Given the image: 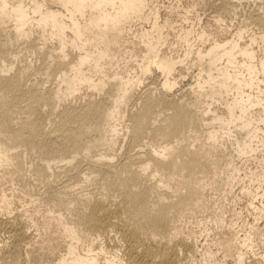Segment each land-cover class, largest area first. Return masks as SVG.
I'll return each mask as SVG.
<instances>
[{"label":"bare ground","instance_id":"6f19581e","mask_svg":"<svg viewBox=\"0 0 264 264\" xmlns=\"http://www.w3.org/2000/svg\"><path fill=\"white\" fill-rule=\"evenodd\" d=\"M221 1L237 11L231 0ZM183 10L179 23L161 18L158 0H0V183L23 189L35 179V189L47 187L43 233L54 242L47 249H63L51 264H184L181 256L199 252V262L211 264L210 244L199 243L196 233L181 234L185 216L201 217L198 225L207 237L214 231L211 243L232 253L233 264H248V253L264 242L258 223L264 218V50L256 49L264 44V12L254 16L262 34L243 26L229 32L225 24L223 37L196 27L199 17L190 24L194 6ZM24 56L32 60L19 65ZM182 68L193 81L177 98L170 93L186 77H176ZM153 74L161 77L160 88L131 102ZM84 88L105 97L77 102ZM122 122L126 159L116 164V154L93 155L116 145ZM259 157V171L239 174L244 165L236 159ZM90 181L94 192H77ZM236 182L254 222L240 224L222 210L225 201H236L230 196ZM25 188L22 194L32 196ZM35 202L33 194L28 203ZM11 203L2 188L0 209ZM3 215L0 230L9 241L0 250L18 252L33 231L20 215ZM110 234L117 250L103 241ZM260 258L255 262L264 264V253Z\"/></svg>","mask_w":264,"mask_h":264},{"label":"rangeland","instance_id":"374dc122","mask_svg":"<svg viewBox=\"0 0 264 264\" xmlns=\"http://www.w3.org/2000/svg\"><path fill=\"white\" fill-rule=\"evenodd\" d=\"M231 1H233V2H231ZM231 1H228V3L229 4L232 3V4L237 5L236 6L237 11L231 10V8H230V7H232L231 5H229V7L227 9L221 0H158V3L160 4V14H161L162 19L169 17L170 19H173L174 21H178L180 23V21H182V19H181L182 14L184 13L183 9H186L188 7L191 8L192 6H194L193 13L190 14V16L193 17V21L191 20L190 24H191V22L198 21V20H195V19H197V17H199L201 19L199 22L201 24L198 23V25H196V27H199V26L206 27L208 30H210L213 33H216V34L221 33L220 35H222L223 37L227 36L225 34V31H223V29L226 28V25L228 27L227 30L229 32H235L239 26H243L249 30L248 31L249 33H256L257 35L262 34L263 27L261 25H259L258 23H256L254 18L259 13L264 12L263 8H261V6L264 5L263 0H239V1L238 0H231ZM177 4H179V9H173V10H172V8L169 9L170 6H173V8H175V5H177ZM217 17L224 19V21L222 23H218ZM185 24H186V26H188L187 25L188 23H185ZM173 39H174L173 35H171L170 41H172ZM256 49H258L259 53L262 54V52L264 50V44L259 45L258 47L256 45ZM179 53H180V51H179ZM27 57L28 56H24V58L22 57L21 59H19V61L17 60L18 63L20 62L19 65H22L23 63L28 62V60L30 61V59L32 60V57H30V56H29L30 58H27ZM25 60H27V61H25ZM22 61H24V62H22ZM18 63L16 62L17 66H18ZM38 64H39V62H36V65H38ZM187 72L188 71L186 68H182L176 74V77H179L180 75L186 76L185 79H183V81L181 82L182 84L180 83L179 86H177L174 89L175 91H172L170 93L172 95L173 94L176 95L177 98H178L179 93L183 92L182 90H185L188 88L187 84L193 81L191 74L187 75ZM190 72H191V70H190ZM156 75L157 74H153V75H151V77H148L145 80L146 82L143 83L144 85H142L141 87H139L135 90V93H134L135 97L133 96L134 99H132L131 102H133V101L135 102V99L137 101L138 96L139 97L144 96L145 90L149 91L150 87H151L150 89H153L154 87L156 89L160 88V85H159L160 80L159 79H161V77H159L158 75L156 76ZM33 76L34 75L30 76V78H32V80H36V81L38 79L40 80L42 78L41 76H40V78L38 76L37 77L34 76V78H35L34 79ZM179 78H181V77H179ZM50 85L52 86V82H50L49 84H48V82L46 83L47 87ZM180 85H181V87H180ZM155 91L158 92L159 90H155ZM90 94H93L92 91L84 88L80 92V95H81V97L83 96L82 98L84 100L82 98H80V101H78V99H77V102L83 103L84 101H87L88 99H90L92 97H95L98 99L105 97L104 93H102L103 96L100 94L102 97L99 96V94H93V96L91 97ZM84 96L86 99L84 98ZM170 97H172V96H170ZM73 102H74V104H79L76 102V100H73ZM129 104L127 106H130V105L133 106L134 103H131L130 105ZM217 104L220 105V103H217ZM130 107L129 108L127 107V108L130 109ZM45 108H46L45 111H48V108L47 107H45ZM127 108L125 107V109H127ZM121 126H123V127H121ZM119 129H120L119 135L115 136V138L117 139L116 145L114 147H108L107 145L98 147L95 150V152H93V155L100 154V153H102V154L105 153V154H110V155L116 154L117 157L114 158L116 161L115 163L116 164H118L119 162L122 163L124 161V159H126L125 156L129 152V145H127V144H129V140H128L129 138L127 137L125 139V135L123 137V133H124L123 131L125 130L123 122L119 126ZM137 149H139V148H137ZM124 152H125V154H124ZM130 153L132 154V152H130ZM133 154H134V152H133ZM118 155H120V158L118 157ZM123 155H125L124 156L125 158L123 157V159H121V157ZM114 159L112 160L113 163H114ZM262 159H263L262 157L261 158L259 157L257 159L252 158V159L248 160L249 162L245 161L246 159L245 160L243 159L240 161H239V159L238 160L236 159L235 162H236V164H238V166H240V167L242 165L245 166V167L244 166L241 167L242 170L240 171L239 174L244 175L245 172L259 171L260 167H258V166H260V165H259L258 161H262ZM61 165H63V163L58 164V166H61ZM74 165H75V163H74ZM79 166H80V168H83L82 170H85L87 168L86 162L80 164ZM84 167H86V168H84ZM55 170L59 171L61 169L59 167H56ZM230 173H231V171H230ZM225 176H226L225 172L221 174V177H225ZM31 180L29 179L28 180L29 183H28V181L25 183H27V185L30 184L31 186L29 185V187L32 188L34 183H36L37 181L34 182L35 179H33L34 181L33 180L31 181ZM6 181H8V182H6ZM6 181L3 182L5 184L0 183V185H1L0 191L2 188H4L5 192L8 194V197L11 199L12 203L9 204V206L7 208H5L4 210L0 209V215L4 214L3 215L4 217H6V216H19L20 215L19 217L24 222L26 228L28 227L27 229H29L30 232L33 231L32 232L33 237L30 239V243H24L25 245L22 244L19 247L20 250L18 248V252L16 251L18 254H15L16 252L14 253L15 250L14 249L12 250V247H10V249H9V247L8 248L6 247L7 250L6 249L0 250V254H1L0 255V264H51V263H53L63 253V249H58V250L54 249L55 251H53V250L51 251V249L48 251V249H47V248H49L48 247L49 243H51V242H48V240L46 239V237L47 238H50V237L48 234H47L48 236L44 234L45 230L43 233V227L45 224L44 219H45L46 215L48 214V208H49V203L47 202L48 198H46L48 195L45 194V192H46L45 189L47 190V187L44 184H41L40 187L38 186L39 188L37 187L38 189L37 188L35 189V187L38 184H40L37 182L35 184V186L32 188L33 190L30 191V192H32V193H30V194H32V196H29L27 193H25L26 195L22 194L24 192L23 190L25 187H26L25 190H28V188H29L26 184H24L23 189H22V186L19 187L20 185H17L18 182H16L17 186L12 183L14 186V187H12V184L9 182V180H6ZM60 182H63V180H60ZM14 183H15V181H14ZM91 183H94V182H92V181H90L88 183L86 182V184H84V187L82 189L76 187V188H78L77 192H83L85 194L86 193H92L90 191V189L92 190L93 187L96 188V186H95L96 182H95V184H91ZM245 185H247V183ZM43 186H45V187H43ZM242 186H243L242 183L236 182L234 184V187L232 190L233 192H231L230 196L232 194L234 195V196L232 195V197H235V200H236L235 202H231V201H227V202L225 201L224 202L223 201L224 203L221 205L220 204L221 201L218 200V198H217L218 196H216V194H214L212 191H209L208 194H209V199H211L212 201H215V203H219L222 207V210H225V209L227 210L224 212H225V216L228 219H230L229 217L231 215V219L236 218L238 223L243 224L242 222H244V224H247V223L254 222L255 217L253 215V211H250V210L247 211L248 205H249V201H248L249 198H248V196L247 197L244 195L241 196L242 194H240V193H241V187ZM11 187L13 188V190H15L13 192L15 195L12 193L13 190ZM95 188H93L94 189V190H92L93 192L95 191ZM255 188H256V186H255ZM16 189H19V190H16ZM34 189L36 191H34ZM21 190L23 192H21ZM46 193H48V191ZM12 194H13V196H12ZM33 194H34V200L36 199V202H35V204L30 205V203H28V201L30 198H33ZM236 195H238V197ZM255 203L259 204L258 200L257 201L255 200ZM1 210H2V212H1ZM238 211L242 212V214L240 215L239 218H237V216L234 214ZM227 215H229V217ZM234 215H235V217H234ZM200 218L201 217H199V219ZM199 219H196L193 216L183 217L181 219V222L178 223L180 226L181 234L186 236L189 233H192V234L196 233L195 235L198 236L199 243H201L202 245L203 244L206 245L209 243L211 249L216 252L215 258L212 260L211 264H217L216 261H218V262L226 261V262H228V264H233L235 261L233 254L230 253V254L226 255V253L221 249V247L219 245H215L213 243V242H215V240L211 243V241L213 240V237H214L213 236L214 233H212V232H214V231H211L210 235L207 237L206 232H205L206 227L203 226V224L198 225V223H197L199 221ZM32 221H34L37 225L34 224ZM204 221H206V224H207L209 229L213 230L215 228L214 224L212 223V221L208 217L203 219V222ZM258 223L262 227L264 225V218L260 219ZM34 226H36V227H34ZM30 228H31V230H30ZM2 233H3V235H2ZM35 233H38V235ZM41 233H43V234L41 235ZM34 234L36 235L35 238H34ZM5 236H7V234H4V232H1V230H0V239H1L0 240V242H1L0 247H2V245L6 246V244L8 243L7 241H9ZM41 236H43V239H45L44 241H46V242H44V241L42 242ZM40 237H41V239H40ZM104 237H103V241L105 242V239H106V242L109 243V245H111L110 247L113 248V250L118 249V248H115L116 247V240H114L112 238L113 237L112 234L106 236V238H104ZM178 237L179 236H177V238ZM206 239H208L209 241L206 242L205 241ZM5 240H6V243H4ZM49 241H50V239H49ZM114 241H115V243H114ZM53 243H51V244H53ZM257 244L258 243H255V245H257ZM200 249H201V247H200ZM233 252H234V250H233ZM263 253H264V242L262 244L255 246L254 251H250L248 253L247 263L249 262L248 264H257L258 261L255 262L256 260L262 261V259L260 257H261V255H263ZM181 258L183 259L182 261L184 264H201V262H199V261L203 258V256L199 252L193 258L190 257L189 255L181 256Z\"/></svg>","mask_w":264,"mask_h":264}]
</instances>
